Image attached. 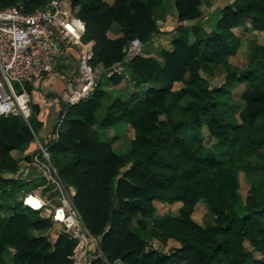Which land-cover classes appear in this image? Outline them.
Wrapping results in <instances>:
<instances>
[{"label": "trees", "instance_id": "obj_1", "mask_svg": "<svg viewBox=\"0 0 264 264\" xmlns=\"http://www.w3.org/2000/svg\"><path fill=\"white\" fill-rule=\"evenodd\" d=\"M48 1L0 0V10L32 12ZM70 1L84 22L93 65L123 66V73L102 74L89 97L66 105L43 142L61 179L74 188L99 251L121 264H264V43L248 41L243 69L229 62L240 46L234 28L264 31V0H222L201 25L178 24L171 49L127 61L131 39L147 43L159 32L155 8L169 1L178 21L194 20L203 14V0ZM219 66L224 81L211 86L206 76ZM239 84L245 85L242 103L234 99ZM31 108L28 122L0 117V264H71L77 239L22 203L32 188L44 193L48 186L44 177L26 178L37 149L27 150L41 127L38 107ZM120 124L134 128L125 153L112 149L119 135H107ZM240 172L249 183L245 197ZM153 199L176 203L177 211L153 217ZM200 202L213 223L193 218ZM131 219L146 232L154 229L158 245L130 228ZM48 230L56 231L52 238ZM100 257L92 247L89 264H102Z\"/></svg>", "mask_w": 264, "mask_h": 264}, {"label": "built area", "instance_id": "obj_2", "mask_svg": "<svg viewBox=\"0 0 264 264\" xmlns=\"http://www.w3.org/2000/svg\"><path fill=\"white\" fill-rule=\"evenodd\" d=\"M84 31V22L74 15L69 0H49L44 8L32 12H25L18 6L0 10V117L20 115L28 122L32 114L29 84L35 77L52 72L55 58L67 46L77 52L76 76L66 84L67 105L77 104L89 97L98 87L102 74L123 73L120 62L114 63L108 70L93 65V48L83 41ZM140 54V40L131 39L125 48L124 61ZM61 121L62 118L58 119L55 126ZM56 137L57 133L54 134ZM37 144L32 166L44 174L52 187L44 193L32 188L24 194L22 203L41 216L50 215L77 239L70 256L71 264H89L92 247L97 248L99 256L102 254L98 241L85 226L73 201L74 188L61 179L51 162L47 145L38 139ZM107 264H121V261Z\"/></svg>", "mask_w": 264, "mask_h": 264}, {"label": "rangeland", "instance_id": "obj_3", "mask_svg": "<svg viewBox=\"0 0 264 264\" xmlns=\"http://www.w3.org/2000/svg\"><path fill=\"white\" fill-rule=\"evenodd\" d=\"M225 2H230V0H225ZM222 3H223L222 0H203V3H202L203 14L199 16L198 19H194V20L187 19V21L186 20L178 21L174 13L173 6L170 4L169 1H166V3H164L162 6L155 8L153 12L154 25L158 27L159 32L152 34L151 39L147 43H142V41L140 40L141 54L145 55V54L150 53L151 51L153 52V54H155L153 50L154 49L156 50L160 47L171 49L172 48L171 40L173 38L174 28L178 24L196 23L198 25H201L202 21H204L209 10H211L212 6L221 5ZM233 32L236 34L237 37H239L240 46L237 48L238 51L236 55L229 57V62L237 66L239 69H243L244 67H246V58H247V53H248V41L252 39V40L257 41L258 43H264V31H253L249 28L248 24H245L243 26L234 28ZM108 35L110 37H115L116 34L109 32ZM136 38H139V37H136ZM56 58L58 59L59 57L57 56ZM224 74L225 72H224L223 67L219 66L218 68H216V71L213 76H210V75H207V76L205 75V76L209 80V83L211 86H218L224 81ZM13 84L15 88L19 90V88L17 87V84L15 82H13ZM148 85L149 84L145 83L139 89H145ZM244 87H245L244 84H241V85L239 84L233 89L234 99L239 103L240 102L242 103V101L240 100L239 94L243 90ZM65 106H66V103H65ZM237 112L238 110H236L235 115H232L231 112L228 113L227 115L235 117ZM39 130L37 131L36 137L34 138V145L36 146L35 150L38 148L37 139L39 141L43 140ZM205 131L206 130H204L203 132ZM114 132H116L119 135V138L112 144V149L117 153H125L130 147V140L134 137V128L130 124H127V125L120 124L119 126L117 125V129H111L107 133V135L112 136ZM205 143H206V146H211L212 148L214 141L211 138H209V139H206ZM213 148L215 149L214 146ZM43 175L44 174L41 173V176L38 177L37 180H40L41 177H44ZM26 178H28V175ZM239 180H240V192L242 196L245 197L248 193L249 183L247 181L246 176L243 174V172L239 173ZM46 187H47L46 190H48L52 187V185L51 186L48 185ZM53 195L54 194L52 193V196ZM152 203L154 206V211L152 214L153 217H158L168 212H175L177 211V208H178V204L169 203L163 199H153ZM193 218L197 222L203 225L213 223L212 214H210V212L207 210L203 202H200L196 205L194 213H193ZM57 226L58 225H55L53 228L56 230ZM130 228H132L135 232H137L140 235V237H142L143 239L148 238L150 242L154 243L155 245H158V241L156 240V231L154 229H151L149 232H146L143 229H141L139 226H137L134 219H131ZM55 230L54 231L48 230L44 234H48L49 237L52 238L53 235L56 233ZM100 258H101L102 264L109 263L107 257L104 256L103 254H101Z\"/></svg>", "mask_w": 264, "mask_h": 264}, {"label": "crops", "instance_id": "obj_4", "mask_svg": "<svg viewBox=\"0 0 264 264\" xmlns=\"http://www.w3.org/2000/svg\"><path fill=\"white\" fill-rule=\"evenodd\" d=\"M58 57L54 61L52 72L35 77L28 86L31 105H36L39 109L36 119L41 122L39 131L43 138L40 141L42 143L50 137L60 112L66 107L65 91L67 82L76 76V50L67 46ZM35 147L34 143L31 144L27 152L35 150ZM27 175V179L33 181L41 176V172L36 167L34 169L31 166Z\"/></svg>", "mask_w": 264, "mask_h": 264}]
</instances>
